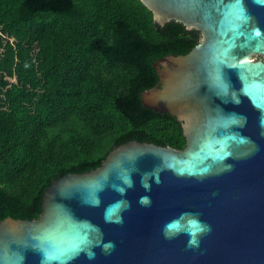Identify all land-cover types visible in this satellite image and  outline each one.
I'll list each match as a JSON object with an SVG mask.
<instances>
[{"label": "water", "instance_id": "water-1", "mask_svg": "<svg viewBox=\"0 0 264 264\" xmlns=\"http://www.w3.org/2000/svg\"><path fill=\"white\" fill-rule=\"evenodd\" d=\"M141 1L201 33L141 97L185 148L134 140L55 180L38 219L0 218V264H264V0Z\"/></svg>", "mask_w": 264, "mask_h": 264}, {"label": "trees", "instance_id": "trees-1", "mask_svg": "<svg viewBox=\"0 0 264 264\" xmlns=\"http://www.w3.org/2000/svg\"><path fill=\"white\" fill-rule=\"evenodd\" d=\"M200 40L141 0H0V218L38 219L47 187L116 146L184 149L182 123L141 97L154 63Z\"/></svg>", "mask_w": 264, "mask_h": 264}]
</instances>
